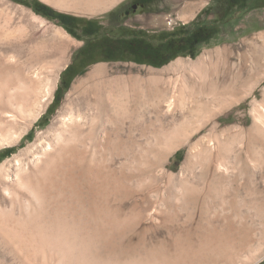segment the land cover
I'll list each match as a JSON object with an SVG mask.
<instances>
[{
  "label": "rangeland",
  "instance_id": "rangeland-1",
  "mask_svg": "<svg viewBox=\"0 0 264 264\" xmlns=\"http://www.w3.org/2000/svg\"><path fill=\"white\" fill-rule=\"evenodd\" d=\"M31 1L0 0V58L7 61L12 58L30 78L53 71L56 82L52 97L45 100L40 112L33 108L18 110V103L13 100L3 104L1 111L14 117L3 128L11 139L18 135L22 138L15 144L0 143V164L19 154L39 133L49 130L74 83L96 66L107 65L110 79H130L144 88L137 78L147 79L148 70H163L179 59L194 61L204 51L223 47L231 50L224 65L225 89L221 96L227 104L220 108L217 100H210V113L201 117L179 110H159L151 98L143 96L134 106L131 162L141 158L148 148V138L159 128L173 133L185 123L190 140L180 137L168 161L149 158L153 164L143 166L138 172L132 168L134 164L121 156L107 162L112 172L107 177L100 175L95 194L84 188L88 184L84 168L80 174L74 172L72 177L84 185L82 207L79 211H48L49 223L44 230L48 241L52 242L53 236L58 235L74 244L80 241L77 246L85 241L83 245H90L95 253L89 250L84 257L96 260L98 256L97 264H193L219 260L225 255L237 263L261 260L264 257V50L250 49L243 42L264 34V9L248 8L214 20L218 21L217 35L209 44L196 49L191 56L176 57L157 67L134 63L115 49L94 47L98 43L85 46L87 38L83 34L72 32L75 35L72 36L63 26L64 20L48 18L42 8L43 11L34 12L28 4ZM34 1L55 13L99 19L105 25L104 17L108 13L131 0H116L95 12L59 9L48 0ZM210 2L155 0L145 14H137L128 23L150 32L169 31L180 23L193 25L197 20L202 23L206 18L216 19L211 8L208 11ZM187 3H194L195 8ZM77 73L80 74L72 79ZM179 81L180 73L169 72L162 77L161 84L176 95ZM254 121L258 124L253 127ZM213 124L218 127L212 128ZM252 133L256 141L247 146ZM206 136L224 146L221 155L210 150L212 146L198 143ZM218 164L226 167V172L215 181L212 166ZM181 184L186 186L185 190ZM184 191L192 203H189L191 211L174 205ZM3 197L0 187V201ZM170 208L174 211H168ZM80 211L84 213L78 214ZM8 245L0 241V264H27L24 256L13 252ZM34 264L46 263L36 260Z\"/></svg>",
  "mask_w": 264,
  "mask_h": 264
},
{
  "label": "bare ground",
  "instance_id": "bare-ground-1",
  "mask_svg": "<svg viewBox=\"0 0 264 264\" xmlns=\"http://www.w3.org/2000/svg\"><path fill=\"white\" fill-rule=\"evenodd\" d=\"M115 1L48 0L59 9H82L87 12L104 10ZM193 4L187 3V6L191 8L194 7ZM243 44L250 49L264 50V34L245 40ZM230 54V48H217L204 51L194 61L187 62L179 59L163 70L155 72L148 70L147 79L137 78L144 83V88L131 82L130 79H110L109 67L104 64L94 67L84 78L77 80L49 130L39 133L35 140L19 154L0 164V187L4 195L0 201V241L11 245L13 252L24 256L27 264H34L36 260L46 264H97L98 256L96 260L93 259L95 262L92 258L84 257L89 250H92L90 245H83L85 241L82 247L77 246V242L80 241L74 244V242L64 241V238L62 239L59 235L53 236L52 242L48 241L44 231L49 223L48 211L80 210L84 196L83 184L72 177L74 172L80 174L84 168V177L88 180V184L85 182L87 187L84 188H88L86 191L93 192L99 185L100 175L104 174L107 177V174L110 175L109 172H112L108 169L107 162H112L117 157L120 158L119 156L131 162L130 152L133 151V145L130 144L134 106L143 96L151 98L156 108L165 109L166 112L179 110L202 117L210 113L208 106L210 100H217L219 107L223 108L226 103L221 99L226 77L223 70H225L224 65H227V57ZM10 60L0 58V143L15 144L22 138V135L11 139V135L3 127L12 122L14 117L1 111V107L6 101L13 100L18 103V110L33 108L40 112L45 100L52 97L56 76L53 71H44L41 76L36 74L30 78L24 74L23 68L14 63L12 58ZM169 72L180 73L176 95L171 94L170 89L162 87L161 84L162 77ZM164 103L166 106H163ZM256 124L258 123L254 121L253 127ZM186 126L188 125L185 123L180 124V127L173 133H166L162 128H157L158 130L148 138L150 139L147 144L148 148L144 149L141 158L132 160L131 163L134 164L132 168L138 172L143 166H151L153 163L149 161V158L153 161L158 159L168 161L180 137H183L185 141L190 140ZM212 126L215 128L217 124ZM256 138L255 133H252L247 146L256 141ZM198 143L212 146L209 149L217 155L224 152V146L214 138L206 136ZM129 162L128 165H130ZM125 165L127 166L124 164V167ZM129 169L131 171V168ZM225 172L226 167L222 164L212 166V176L215 181L221 179ZM180 186L185 190L184 184ZM174 203L185 211H191L192 203L186 198V191L176 198ZM168 211L174 210L170 208ZM79 216L78 219L82 217L79 218ZM169 217L173 219L172 216ZM187 219H190L189 216ZM263 260L264 257L252 264H260ZM193 264L246 263H237L232 257L225 255L219 260Z\"/></svg>",
  "mask_w": 264,
  "mask_h": 264
},
{
  "label": "flooded vegetation",
  "instance_id": "flooded-vegetation-1",
  "mask_svg": "<svg viewBox=\"0 0 264 264\" xmlns=\"http://www.w3.org/2000/svg\"><path fill=\"white\" fill-rule=\"evenodd\" d=\"M153 2L131 0L120 9L108 13L104 17L105 25L99 19L81 17H79L82 19L80 22L64 20L62 24L68 31L83 34L87 38L85 43L87 47L98 43L94 47L115 49L131 58L133 62L141 60L147 63L160 62L174 53L179 55L178 57L183 53L190 56L189 53L201 49L215 38L218 21L214 20H220L233 12L248 8L264 9V0H211L208 11L211 8L210 12L214 17L216 16L213 20L206 18L202 23L197 20L193 25L180 23L169 31L158 32L143 31L131 22L128 23L137 14H145Z\"/></svg>",
  "mask_w": 264,
  "mask_h": 264
},
{
  "label": "trees",
  "instance_id": "trees-1",
  "mask_svg": "<svg viewBox=\"0 0 264 264\" xmlns=\"http://www.w3.org/2000/svg\"><path fill=\"white\" fill-rule=\"evenodd\" d=\"M151 1H155V0H151ZM29 4V6L34 10V12H38L39 13V10L38 9H40V8H42V9H40V10H42L43 12H45V14L44 15H47V17L48 18H51V19H58V20H60V21H62V20H72V21H76V22H80V20H82L81 18H78V17H73V16H69V15H63V14H58V13H55L52 9H50V8H47V7H44V6H42V5H40L37 1H31L30 3H28ZM215 32H216V34H217V30H216V28H215ZM69 33L72 35V36H75L72 32H70L69 31ZM111 50H114V49H111ZM116 52V51H115ZM194 52H191V53H189V55L191 56L192 54H193ZM187 53H183V55H181L182 57H185V56H187L186 55ZM179 55H177L176 53H174V54H172L171 56H169V57H166L165 59H163V60H161L160 62H147V63H143V61H141V60H139V61H134L135 63H138V64H147V65H151V66H157V67H161V66H163V65H165V64H167V63H169L171 60H173V59H175L176 57H178ZM129 59H131V58H129ZM69 68V67H68ZM68 68L64 71V72H66L67 70H68ZM80 73H77V74H75V75H73L72 76V79L75 77V76H77V75H79ZM71 79V80H72ZM69 83V82H68ZM68 87V85L66 84V87L65 88H67Z\"/></svg>",
  "mask_w": 264,
  "mask_h": 264
}]
</instances>
